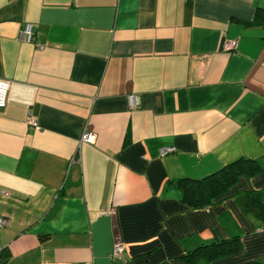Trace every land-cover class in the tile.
Instances as JSON below:
<instances>
[{
    "label": "crops",
    "instance_id": "obj_1",
    "mask_svg": "<svg viewBox=\"0 0 264 264\" xmlns=\"http://www.w3.org/2000/svg\"><path fill=\"white\" fill-rule=\"evenodd\" d=\"M260 10L264 0H0L3 264H183L233 236L238 254L200 264L264 261V223L238 200L264 189ZM27 23L33 42L20 37ZM241 156L263 170L213 205L181 201L179 178Z\"/></svg>",
    "mask_w": 264,
    "mask_h": 264
},
{
    "label": "trees",
    "instance_id": "obj_2",
    "mask_svg": "<svg viewBox=\"0 0 264 264\" xmlns=\"http://www.w3.org/2000/svg\"><path fill=\"white\" fill-rule=\"evenodd\" d=\"M264 16V10L258 12V17ZM263 170L254 158L241 156L216 171L203 177H181L178 187L181 191V201L190 209H198L222 201L230 192V188L241 177H252ZM264 189L247 191L239 197L242 210L264 223ZM241 242L238 236L216 238L204 242L180 256L183 264L212 263L219 259L238 254ZM9 249H0V264L8 258ZM244 264H264V261H248Z\"/></svg>",
    "mask_w": 264,
    "mask_h": 264
},
{
    "label": "built area",
    "instance_id": "obj_3",
    "mask_svg": "<svg viewBox=\"0 0 264 264\" xmlns=\"http://www.w3.org/2000/svg\"><path fill=\"white\" fill-rule=\"evenodd\" d=\"M20 37L22 40L26 42H33L34 35L32 30V24L27 23L25 27L20 31ZM226 47L228 49H235L237 47V41L236 40H230L226 42ZM36 46L39 49H44L48 46V43H36ZM11 82L8 79L0 78V109H3L6 107L8 102V96H9V90H10ZM34 125L36 123L34 121H31ZM96 139V135L91 132H86L82 136V141L88 142V143H94ZM175 151L174 147H164L161 149V153H169ZM9 223L8 219L4 216H0V228H3L7 226ZM124 245L120 242H116L113 247L112 255L115 257H123L124 252Z\"/></svg>",
    "mask_w": 264,
    "mask_h": 264
}]
</instances>
